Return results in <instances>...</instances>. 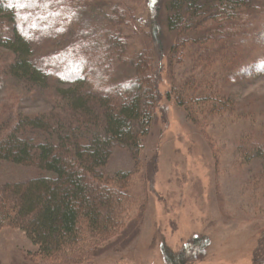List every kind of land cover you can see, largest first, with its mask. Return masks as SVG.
Returning <instances> with one entry per match:
<instances>
[{
  "label": "rangeland",
  "instance_id": "obj_1",
  "mask_svg": "<svg viewBox=\"0 0 264 264\" xmlns=\"http://www.w3.org/2000/svg\"><path fill=\"white\" fill-rule=\"evenodd\" d=\"M171 1L79 0L86 25L74 32L56 20L53 32L33 35L35 60L50 67L65 57L66 75L76 73L80 50L89 51L85 56L94 71H103L108 52L102 47L109 38L111 43L119 39L129 54L151 50L158 71L161 99L141 150L134 158L115 148L103 168L108 178L129 175L122 223L105 242L82 233L86 242L80 250L77 246L78 264H168L163 250L182 255V264H252L254 257L264 258V167L258 156L252 157L258 146L264 148V74L252 75L255 68L264 70V16L238 37L237 51L213 42L206 48L179 47L173 57L176 35L164 27ZM66 8L72 10L74 4ZM154 25L161 50L155 45ZM11 61L1 53L0 133L23 117L56 122L62 105L56 93L72 84L53 68L47 84L44 78L35 86L12 78L6 71ZM188 77L198 89L188 91L191 101L178 107L165 96ZM200 92L209 102L192 100ZM31 136L39 138L36 132ZM39 174L0 162V185ZM0 264L56 263L39 257L19 230L3 228Z\"/></svg>",
  "mask_w": 264,
  "mask_h": 264
},
{
  "label": "trees",
  "instance_id": "obj_2",
  "mask_svg": "<svg viewBox=\"0 0 264 264\" xmlns=\"http://www.w3.org/2000/svg\"><path fill=\"white\" fill-rule=\"evenodd\" d=\"M70 3L72 10L66 8ZM77 5L79 0H0V55L6 52L12 58L6 67L10 77L34 86L44 78L47 84L53 68L72 84L56 93L62 104L56 122L43 116L23 117L0 133V162L40 172L29 180L0 185V230H19L37 247L39 257L56 264H78L77 246L80 250L85 244V234L105 242L122 223L129 175L108 178L103 168L115 148L136 158L161 99L151 50L129 54L119 39L111 43L109 38L103 45L108 53L101 72L90 67L87 50L78 52L81 57L72 75H66L65 57L50 67L35 60L33 35L53 32L56 20L74 32L87 24ZM166 11L164 27L176 35L170 48L173 57L179 47L206 48L213 42L237 51L238 37L264 16V0H172ZM153 31L158 33L155 25ZM82 33L78 32L86 38ZM155 45L162 49L159 33ZM254 74H264V70L255 68ZM192 89H198L197 82L188 77L179 90L165 97L185 107ZM197 98L209 102L203 92L192 100ZM34 132L38 139H30ZM258 147L252 157L258 156L264 167V148ZM163 256L168 264L183 262L182 255L174 256L168 250H163ZM252 264H264V258L256 256Z\"/></svg>",
  "mask_w": 264,
  "mask_h": 264
}]
</instances>
